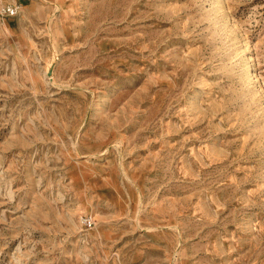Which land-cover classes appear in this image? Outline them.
Masks as SVG:
<instances>
[{"label": "rangeland", "instance_id": "374dc122", "mask_svg": "<svg viewBox=\"0 0 264 264\" xmlns=\"http://www.w3.org/2000/svg\"><path fill=\"white\" fill-rule=\"evenodd\" d=\"M6 5L0 264H264V0Z\"/></svg>", "mask_w": 264, "mask_h": 264}, {"label": "built area", "instance_id": "2783aa9c", "mask_svg": "<svg viewBox=\"0 0 264 264\" xmlns=\"http://www.w3.org/2000/svg\"><path fill=\"white\" fill-rule=\"evenodd\" d=\"M18 13V8L17 6L14 5H6L1 8L0 14L4 17H12L15 16ZM85 222L88 224L90 221L88 219H85Z\"/></svg>", "mask_w": 264, "mask_h": 264}]
</instances>
